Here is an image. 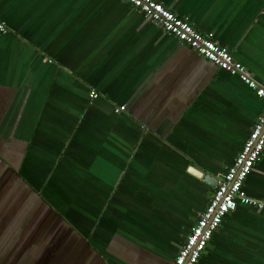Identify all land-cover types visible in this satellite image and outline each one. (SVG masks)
<instances>
[{
  "label": "crops",
  "instance_id": "crops-1",
  "mask_svg": "<svg viewBox=\"0 0 264 264\" xmlns=\"http://www.w3.org/2000/svg\"><path fill=\"white\" fill-rule=\"evenodd\" d=\"M157 1L264 87V0ZM0 19V264H170L213 190L187 167L216 181L264 101L121 0ZM243 190L264 197V152ZM199 264H264V211L224 217Z\"/></svg>",
  "mask_w": 264,
  "mask_h": 264
},
{
  "label": "built area",
  "instance_id": "built-area-1",
  "mask_svg": "<svg viewBox=\"0 0 264 264\" xmlns=\"http://www.w3.org/2000/svg\"><path fill=\"white\" fill-rule=\"evenodd\" d=\"M161 31L186 45L196 55L212 63L218 69L238 77L255 96L264 101V87L248 73L246 67L236 61L231 52L217 44L212 33L203 34L187 20L178 17L173 11L157 0H121ZM8 32L0 19V33ZM99 97L91 90L89 98ZM116 113L124 107H116ZM264 152V107L252 126L248 138L225 173L216 178L215 187L205 208L196 214V222L186 235L184 243L170 264H199L206 252L213 234L220 228L222 220L233 213L238 206L264 211V197L251 198L243 190L244 182L252 168L261 161Z\"/></svg>",
  "mask_w": 264,
  "mask_h": 264
},
{
  "label": "water",
  "instance_id": "water-1",
  "mask_svg": "<svg viewBox=\"0 0 264 264\" xmlns=\"http://www.w3.org/2000/svg\"><path fill=\"white\" fill-rule=\"evenodd\" d=\"M186 172L190 176H192L195 179L203 182L204 184L208 185L209 187H211V188L215 187L216 181H215L214 177H212L211 175L203 173V171L200 170L199 168H197V167H195L193 165H190V166L187 167Z\"/></svg>",
  "mask_w": 264,
  "mask_h": 264
},
{
  "label": "trees",
  "instance_id": "trees-1",
  "mask_svg": "<svg viewBox=\"0 0 264 264\" xmlns=\"http://www.w3.org/2000/svg\"><path fill=\"white\" fill-rule=\"evenodd\" d=\"M254 211V210H253Z\"/></svg>",
  "mask_w": 264,
  "mask_h": 264
}]
</instances>
